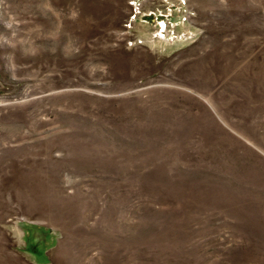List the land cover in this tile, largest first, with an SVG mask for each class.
Instances as JSON below:
<instances>
[{
  "label": "rangeland",
  "instance_id": "374dc122",
  "mask_svg": "<svg viewBox=\"0 0 264 264\" xmlns=\"http://www.w3.org/2000/svg\"><path fill=\"white\" fill-rule=\"evenodd\" d=\"M0 264H264V0H0Z\"/></svg>",
  "mask_w": 264,
  "mask_h": 264
}]
</instances>
